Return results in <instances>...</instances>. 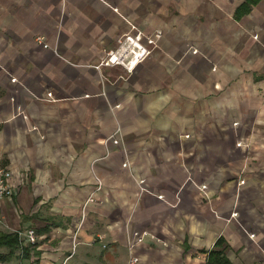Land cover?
Here are the masks:
<instances>
[{"label":"crops","instance_id":"1","mask_svg":"<svg viewBox=\"0 0 264 264\" xmlns=\"http://www.w3.org/2000/svg\"><path fill=\"white\" fill-rule=\"evenodd\" d=\"M0 167V264H264V0H0Z\"/></svg>","mask_w":264,"mask_h":264},{"label":"built area","instance_id":"2","mask_svg":"<svg viewBox=\"0 0 264 264\" xmlns=\"http://www.w3.org/2000/svg\"><path fill=\"white\" fill-rule=\"evenodd\" d=\"M161 36H162L161 30H157L154 33V35L146 37V44L139 43L138 41H136L138 43V45L136 46L138 52L134 51L132 53V57H133L134 61L139 62L143 58H145L147 55L151 54L152 48L149 46L155 45L156 41ZM128 39H129L128 41L131 42L133 37L128 36ZM34 41L38 45H41L44 48L49 47L48 44L45 42L44 37L41 35H36L34 37ZM120 43H121V46L116 51L110 52L111 53L110 57L107 58L104 63H107V64H109V63L123 64V65L127 66L128 55L130 54V51H129L130 50V44H129V47H128L129 50H128L124 47V44L122 43L121 40H120ZM126 50H128V52H126ZM53 51L56 53V49H53ZM193 51L197 52L196 49ZM129 67H130V65H129ZM47 95L51 96L50 93H47ZM115 107H119V105H116ZM121 132H122V128L120 125H118L116 130L114 131V133L111 134L109 137H107V140L111 139L113 142L119 143L120 139H121L120 138ZM238 144H240V143H238ZM125 164H127V162H125ZM11 178H12V170L0 167V204H1L2 197L11 195V193L13 192L12 184H11ZM203 186H205V185H203ZM5 224H6V218L0 210V226L5 225ZM17 231L19 232V235L25 236L27 242H34L36 240V232H35L33 227H26L24 229H17ZM138 240H142V238L139 237ZM133 246H134V243L131 240L130 241L131 252H130V255L128 257L126 264H138V262H139V256L132 251ZM61 264H65V261L62 262Z\"/></svg>","mask_w":264,"mask_h":264},{"label":"trees","instance_id":"3","mask_svg":"<svg viewBox=\"0 0 264 264\" xmlns=\"http://www.w3.org/2000/svg\"><path fill=\"white\" fill-rule=\"evenodd\" d=\"M25 240L26 238L24 236L19 235V232L17 230L7 231L0 229V261L5 262L9 260L15 254L17 249H21L23 254L27 253L29 248L35 246V244L37 243V242L36 243L28 242L26 244L24 243ZM206 264H232V263L229 261L227 256L223 254L222 250L212 248L209 250L208 260Z\"/></svg>","mask_w":264,"mask_h":264},{"label":"rangeland","instance_id":"4","mask_svg":"<svg viewBox=\"0 0 264 264\" xmlns=\"http://www.w3.org/2000/svg\"><path fill=\"white\" fill-rule=\"evenodd\" d=\"M162 32V35H163V31H161ZM120 40L122 41V43L124 44V47L126 48V49H128L129 50V44H130V42L128 41L129 39H128V36L127 35H122V36H120V38H119V42H118V47H120L121 46V43H120ZM118 47H116V48H114V51H116L117 49H118ZM195 50V49H194ZM130 51V50H129ZM131 55H132V53H130ZM130 55V56H131ZM128 58H129V56H128Z\"/></svg>","mask_w":264,"mask_h":264},{"label":"bare ground","instance_id":"5","mask_svg":"<svg viewBox=\"0 0 264 264\" xmlns=\"http://www.w3.org/2000/svg\"><path fill=\"white\" fill-rule=\"evenodd\" d=\"M131 41H133V39H132ZM133 45L137 46V45H138V43H137V42H135V43H133ZM132 49H133V46L130 48V53H132ZM126 52H128V50H126ZM134 62H135V61H134Z\"/></svg>","mask_w":264,"mask_h":264}]
</instances>
